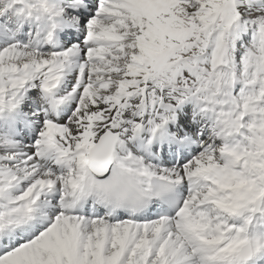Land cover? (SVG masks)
I'll return each mask as SVG.
<instances>
[{
  "label": "snow or ice",
  "instance_id": "snow-or-ice-1",
  "mask_svg": "<svg viewBox=\"0 0 264 264\" xmlns=\"http://www.w3.org/2000/svg\"><path fill=\"white\" fill-rule=\"evenodd\" d=\"M0 264H264V0H0Z\"/></svg>",
  "mask_w": 264,
  "mask_h": 264
}]
</instances>
